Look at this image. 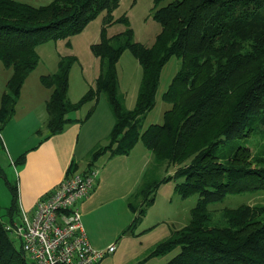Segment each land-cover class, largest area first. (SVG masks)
I'll list each match as a JSON object with an SVG mask.
<instances>
[{"label":"trees","instance_id":"obj_1","mask_svg":"<svg viewBox=\"0 0 264 264\" xmlns=\"http://www.w3.org/2000/svg\"><path fill=\"white\" fill-rule=\"evenodd\" d=\"M120 0H52L34 6L18 0H0V62L11 70L0 96V124L14 115L21 88L36 67V46L49 39H68L105 11L100 38L91 44L99 59L94 84L77 100L68 98L69 74L76 57H59L57 69L40 76L50 89L45 102L46 136L61 132L76 119L68 116L84 103L105 96L113 126L104 144L88 152L86 173L103 154H127L139 139L152 153V161L138 187L128 198L134 216L123 233L132 232L155 199L157 187L174 180V190L183 198L197 193L189 221L171 229L131 264L152 256L179 252L166 264H264V201L208 208L227 194L264 190V157L253 156L238 140L252 131L253 116L264 125V0H154L152 17L160 31L152 44L133 38L125 14L112 17ZM115 22L124 29L112 35L107 27ZM70 45L69 40L66 41ZM129 49L138 60L142 75L134 106L125 105L118 92L117 62ZM177 56L175 71L163 101L170 108L161 123L143 128V119L156 104L161 71ZM237 137L236 146L224 143ZM221 145V146H219ZM226 152H221L223 148ZM21 155L15 161L23 160ZM161 166L175 167L171 175L159 176ZM9 185L12 200L0 214V264H28L21 244H15L4 222L19 214L16 185ZM3 216L6 220H3Z\"/></svg>","mask_w":264,"mask_h":264},{"label":"crops","instance_id":"obj_2","mask_svg":"<svg viewBox=\"0 0 264 264\" xmlns=\"http://www.w3.org/2000/svg\"><path fill=\"white\" fill-rule=\"evenodd\" d=\"M23 92L22 85L21 100ZM49 93L50 89L45 86L43 89H38V94L31 91L26 105L21 108L22 111L18 107L19 104H16L14 115L1 127L5 130L7 139L4 135L3 139L6 140L11 161H14L16 155L18 157L24 155L23 160L19 162V169H15L17 202L19 209L29 212L35 203L64 177L70 165L77 171L87 169L88 159H85L84 155L107 138L114 123L112 114L104 113L106 119L103 127L96 136H93L91 127L95 123L93 120L97 111L95 108L97 98L89 101L91 103L83 116L74 118L76 120L70 121L61 132L45 137L47 119L45 102ZM85 104L87 103L83 105ZM25 120L33 124L30 133L37 137L35 143L28 144L29 137L19 140L18 137L12 136L11 122L18 123ZM90 122H94L93 125H89ZM43 124L44 128H42ZM133 150L131 149L127 154L101 155L94 164L97 169L94 185L88 196L78 202L82 224L91 244L98 248L112 243L116 246L115 250L98 264H131L174 229L173 223L170 224L171 226L164 223L170 221L164 220L169 219L167 217L161 220L146 218L147 211L158 204V201L161 204L166 203L168 209L173 208L174 181L169 180L157 187L155 199L147 208L143 220L133 228L132 232L123 233L134 216L128 207V198L138 187L152 161V153L149 149L135 152ZM178 252L179 248H175L164 255L152 256L139 264H166Z\"/></svg>","mask_w":264,"mask_h":264},{"label":"rangeland","instance_id":"obj_3","mask_svg":"<svg viewBox=\"0 0 264 264\" xmlns=\"http://www.w3.org/2000/svg\"><path fill=\"white\" fill-rule=\"evenodd\" d=\"M18 1L38 6L47 4L52 0ZM169 1L170 0H159L158 4L164 5ZM153 5L154 0H120L118 6L112 10L111 14L114 19L125 14L130 22V26L133 29L134 40L150 45L152 44L156 34L160 31L159 23L151 15ZM105 16V11L100 12L93 20L86 24L80 32L70 36L68 39H49L43 43L37 44L36 50L39 55V61L36 67L29 73L23 84L24 92L22 100L21 97H19L17 101L19 109L26 105L31 91L38 94V89H43V85L40 82V76L55 72L61 55L70 53L76 57V61L73 63L69 74L68 98L71 101H77L86 92V90L94 84L99 71V59L93 55L90 47L92 43L97 42L100 38V30L104 24ZM124 27V24L115 22L106 28L107 34L112 35L121 31ZM67 40H69L70 45L66 44ZM179 65L180 59L177 56L171 57L164 65L156 92V104L150 111L147 112L145 118L143 119V127L151 123L162 122L163 112L170 108L171 104L163 101L161 95L167 89L171 78L175 71L179 68ZM10 73L11 70L6 68L2 62H0V96L5 90V84ZM117 74L119 82L118 92L124 97L125 105L131 108L134 106L136 100L138 86L142 75V68L129 49L123 51L117 62ZM88 102H86L87 104H85V106H81L78 110L70 112L68 116L72 118H80L83 116L88 105L91 103ZM95 108H97L95 120H93L95 123L90 122L89 124L93 125L94 123L91 127L93 136H96L103 127V123L106 119V114L104 113L107 112L111 115V111L103 94L99 95ZM253 117V123L251 125L252 131L250 133H245V136L240 138L238 142L246 145L251 150L254 157L261 159V157H264V125L260 123L258 115ZM10 125L13 137L16 136L19 140L29 137L27 141L28 144L36 142L35 138L37 137L30 133L33 129V124L29 123L27 120L18 123L11 122ZM1 127L2 126L0 124V214H4L5 209L11 204L12 200L8 184H17V173L15 169L18 170L20 165L19 163H15L18 158L17 155L13 158L14 161H11L12 157L8 152V147L5 142L6 140L4 141L3 139V135L7 139L5 130ZM42 128H44V124ZM106 139L99 142V144H104ZM235 139H237V137L227 139L224 143H230V141H235ZM236 145L237 143L234 142L232 144L230 143V146L228 147ZM132 149H134L133 151L135 152L141 150L145 151L147 148L145 147L144 142L139 139ZM226 151V147L221 150V152ZM84 158H88V154L84 155ZM165 169V166H161L156 172L159 176H163L171 175L175 171V167L173 166L169 167L167 170ZM197 198V193L183 198L174 191L172 200L173 208L170 207V209H168L166 203L161 204V202L158 201V204H155V206L147 211L146 218L148 220L160 218L159 220H161L162 218L167 217L169 219L164 220L170 221H165L164 223H167L168 225L173 223V228H177L189 221L190 210L194 207ZM263 201L264 190H256L252 192L227 194L222 201L209 203L208 208L212 211L218 212L224 207H233L242 203L253 205ZM3 220H6L5 216H3ZM11 236L14 238L13 235ZM15 244L19 248L20 242L18 240H15Z\"/></svg>","mask_w":264,"mask_h":264},{"label":"built area","instance_id":"obj_4","mask_svg":"<svg viewBox=\"0 0 264 264\" xmlns=\"http://www.w3.org/2000/svg\"><path fill=\"white\" fill-rule=\"evenodd\" d=\"M96 176L97 169L66 173L30 212L19 209L17 218L4 222L28 264H98L115 250V243L93 246L82 224L78 202L88 196Z\"/></svg>","mask_w":264,"mask_h":264}]
</instances>
